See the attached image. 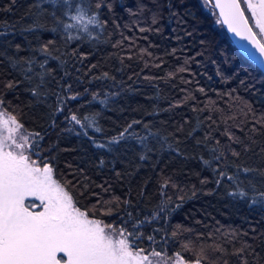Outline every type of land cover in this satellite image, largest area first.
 <instances>
[{"label":"trees","instance_id":"1","mask_svg":"<svg viewBox=\"0 0 264 264\" xmlns=\"http://www.w3.org/2000/svg\"><path fill=\"white\" fill-rule=\"evenodd\" d=\"M78 2L96 11V0ZM107 3L111 11L99 10L104 27L68 42L52 15L62 17L58 6L0 0L3 110L40 133V155L79 206L134 231L137 249L180 253L186 263L199 255L201 264H264V73L200 0ZM49 40L45 56L39 49ZM29 59L26 79L28 65L12 61ZM72 113L84 127L71 126ZM133 121L140 123L110 143ZM117 197L105 206L111 215H101L102 203Z\"/></svg>","mask_w":264,"mask_h":264},{"label":"snow or ice","instance_id":"2","mask_svg":"<svg viewBox=\"0 0 264 264\" xmlns=\"http://www.w3.org/2000/svg\"><path fill=\"white\" fill-rule=\"evenodd\" d=\"M45 2L62 10V17H56L55 12L52 15L58 28H62L67 34L68 42L80 40V33H86L89 38H93L90 28H103L105 24L100 19L99 10L105 6L110 11L112 9V5L106 4V0H96V11H91V6L82 2L73 4L72 0ZM204 3L210 5L213 10H218L217 24L227 26L229 33L239 41L246 42V45H240L243 52L264 66V0H204ZM52 31H57V28ZM52 43L53 41L49 40L39 51L45 56L50 55L49 45ZM16 49L19 51L20 45H16ZM33 62L31 59L13 60L12 64H27L28 67L21 68V71L25 73L26 79H31L27 73L32 72ZM45 63L47 61L39 65L41 69L45 67ZM40 76L43 83L44 74L41 73ZM107 76L108 74L104 73V77ZM5 87L11 89L15 84L10 81ZM37 88L32 89L34 96L40 95ZM200 91L204 90L201 88ZM76 98L67 97L70 100ZM95 98L94 94L93 99ZM56 111L62 112L63 109L57 108ZM67 119L84 127L75 113ZM84 120L88 121V126H93L92 118L86 115ZM258 122L264 123V118ZM138 123L140 121H133L110 143L123 139L133 124ZM96 131L100 129L96 128ZM42 139L40 133L25 134L23 125L14 115L3 110V101L0 100V264H153L150 257H162V254L154 249L150 253L137 249L135 241L138 237L125 225L106 223L97 218L95 212L90 214L88 209H82L76 196L68 190L67 183L55 178L51 161L40 155L39 141ZM229 139L235 138L229 135ZM96 146L106 147L104 144ZM232 155L238 156L239 153L233 151ZM33 156L36 159H33ZM243 171L249 172L251 169L245 168ZM224 175V172H220V176ZM167 183L165 181V185ZM83 187L86 191L87 186ZM80 194L84 195V192ZM239 195L244 197L246 193L241 191ZM259 196L264 198V192L259 193ZM118 200L117 197L114 201H104L101 205L104 209L101 215H111V209L105 206ZM37 201L39 203H36ZM148 239L151 241L153 237L149 236ZM244 250L237 249L235 254L242 255ZM216 251L221 249L217 247ZM202 258L198 255L192 264H201ZM162 259L163 264H172V258L164 256ZM174 259L175 264H186L180 253H176ZM156 264H161V261L158 260ZM243 264H247V261Z\"/></svg>","mask_w":264,"mask_h":264},{"label":"water","instance_id":"3","mask_svg":"<svg viewBox=\"0 0 264 264\" xmlns=\"http://www.w3.org/2000/svg\"><path fill=\"white\" fill-rule=\"evenodd\" d=\"M202 4H204V0H200ZM210 6V5H209ZM211 7V6H210ZM208 9V8H207ZM216 13V19L218 17V10H213L211 13ZM222 28L224 29V31L226 32L228 38L230 39L232 45L237 49V51L242 54L246 59H248L249 61H251L257 68H259V70L264 73V66H262L257 60L249 57L248 55H246L243 50L241 49L240 45L241 44H245L246 45V42L245 41H239L232 33H229L228 30H227V26L225 25H222ZM153 264H155L153 262ZM188 264V263H186Z\"/></svg>","mask_w":264,"mask_h":264},{"label":"rangeland","instance_id":"4","mask_svg":"<svg viewBox=\"0 0 264 264\" xmlns=\"http://www.w3.org/2000/svg\"><path fill=\"white\" fill-rule=\"evenodd\" d=\"M208 8H209V5L207 6ZM209 10V9H208ZM213 11V9L211 10V12ZM71 124V126L72 127H76V126H80V125H76V124H74V122H71L70 123ZM24 133L25 134H27V133H30V132H28V131H26V130H24ZM33 159H36V157L35 156H33ZM32 198H29V200H31ZM36 203H39L38 201L36 202ZM135 250V249H134ZM164 256L162 255V257L161 258H157V257H150V259L156 264V262L158 261V260H160L161 261V264H163V258ZM175 257H173L172 258V264H175V259H174ZM188 264H192V263H188Z\"/></svg>","mask_w":264,"mask_h":264}]
</instances>
